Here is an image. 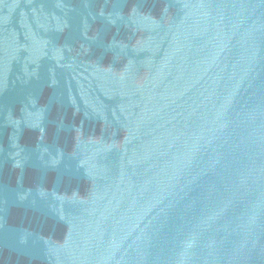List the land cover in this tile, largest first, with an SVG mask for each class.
<instances>
[{"label":"water","instance_id":"1","mask_svg":"<svg viewBox=\"0 0 264 264\" xmlns=\"http://www.w3.org/2000/svg\"><path fill=\"white\" fill-rule=\"evenodd\" d=\"M0 264H264V0H0Z\"/></svg>","mask_w":264,"mask_h":264}]
</instances>
